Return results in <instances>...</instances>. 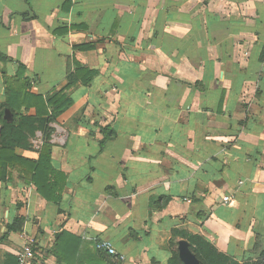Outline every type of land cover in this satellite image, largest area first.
Segmentation results:
<instances>
[{
	"label": "crops",
	"instance_id": "0c3cea01",
	"mask_svg": "<svg viewBox=\"0 0 264 264\" xmlns=\"http://www.w3.org/2000/svg\"><path fill=\"white\" fill-rule=\"evenodd\" d=\"M85 43L96 48H74ZM263 51L264 0H0V113L19 62L45 97L74 60L97 71L50 124L59 205L20 162L0 165V264H17L26 245L27 264H168L176 227L235 259L258 256ZM31 139L17 156L39 158L42 132Z\"/></svg>",
	"mask_w": 264,
	"mask_h": 264
},
{
	"label": "trees",
	"instance_id": "16d2710c",
	"mask_svg": "<svg viewBox=\"0 0 264 264\" xmlns=\"http://www.w3.org/2000/svg\"><path fill=\"white\" fill-rule=\"evenodd\" d=\"M54 32L64 33L65 29H57ZM74 48L76 50H91L95 49L96 45L94 43H85L75 45ZM262 59L264 60V51ZM0 60L7 61L8 56L0 53ZM73 66L74 69L72 70L70 65L66 85L45 97L29 91L30 80L24 75L26 66L19 62L17 76L12 81L6 78L7 100L5 108H9L12 111L14 119L12 121L6 120L4 118L5 110L0 113V165L9 164L11 158L20 162L24 167L30 169L31 181L36 185L37 191L41 196L58 205L62 201L65 185L64 182L61 183L58 176L60 173L51 164L52 144L50 140L53 129L50 124L56 122L59 116L74 103L67 96L66 91L79 81L86 85L90 84L97 72L77 60L73 61ZM23 107L27 109L35 108L36 114H21L20 111ZM37 131H41L44 138L43 146L38 151L39 158L37 160H29L17 156L15 153L18 148L32 149L31 138L36 136ZM112 136H114L113 133ZM23 220L22 217L17 219L16 225H22ZM171 232L172 238L169 241V245L172 257H170L168 264L183 263L179 257L178 241L176 240L179 237L190 242V248L199 258L200 264H264V249L258 250V256L256 257L238 260L234 256L221 251L215 244L198 233L179 227L173 228ZM17 264H19L18 261Z\"/></svg>",
	"mask_w": 264,
	"mask_h": 264
},
{
	"label": "water",
	"instance_id": "95a60500",
	"mask_svg": "<svg viewBox=\"0 0 264 264\" xmlns=\"http://www.w3.org/2000/svg\"><path fill=\"white\" fill-rule=\"evenodd\" d=\"M4 118L8 121L14 119V115L9 108H6L4 111ZM178 252L182 264H200L199 258L194 254L190 248V242L186 239H180L178 241Z\"/></svg>",
	"mask_w": 264,
	"mask_h": 264
},
{
	"label": "built area",
	"instance_id": "2783aa9c",
	"mask_svg": "<svg viewBox=\"0 0 264 264\" xmlns=\"http://www.w3.org/2000/svg\"><path fill=\"white\" fill-rule=\"evenodd\" d=\"M224 201L228 202L231 201L230 197L223 198ZM97 249L100 251H106L111 255H116L117 250L114 247L113 243L109 240H102L97 243ZM34 249L31 245H26L23 251L20 253V264H27L34 258Z\"/></svg>",
	"mask_w": 264,
	"mask_h": 264
}]
</instances>
